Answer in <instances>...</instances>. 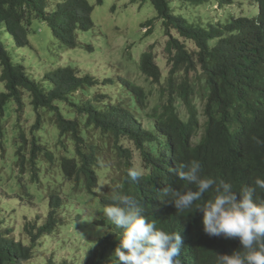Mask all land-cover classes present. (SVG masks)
I'll return each mask as SVG.
<instances>
[{
  "label": "trees",
  "instance_id": "obj_1",
  "mask_svg": "<svg viewBox=\"0 0 264 264\" xmlns=\"http://www.w3.org/2000/svg\"><path fill=\"white\" fill-rule=\"evenodd\" d=\"M132 1L152 3L157 15L149 26L160 21L167 37L168 70L154 49L128 65L145 76L143 82L121 72L101 78L73 65L47 70L44 81L36 78L19 56L24 47H33L29 37L38 31L35 22L51 29L57 51L77 48L79 32L95 27V5L0 0V152L5 158L13 110L18 172L8 189L13 194L19 187L8 202L30 197L47 202L45 212L25 223L26 237L4 228L1 216L10 206L0 204V264H34L51 240L55 250L75 255L60 258L52 252L41 264H81L83 259V264H109L120 230H112L102 209L113 203V192L135 196L157 227L180 230L183 264H216L217 253L241 247L239 239L207 235L198 210L180 214L163 203L169 199L163 190L193 188L170 171L193 160L200 162L203 175L232 184L234 191L264 179V146L253 140L264 141V0ZM213 1L224 7L216 11L219 17L210 12ZM5 34L19 48L16 58L2 39ZM27 96L36 113L30 127ZM46 118L56 127L54 144L46 135ZM129 167L140 169L142 177L130 180ZM255 196L264 198V191L257 189ZM87 204L94 210L87 211Z\"/></svg>",
  "mask_w": 264,
  "mask_h": 264
},
{
  "label": "rangeland",
  "instance_id": "obj_2",
  "mask_svg": "<svg viewBox=\"0 0 264 264\" xmlns=\"http://www.w3.org/2000/svg\"><path fill=\"white\" fill-rule=\"evenodd\" d=\"M89 1L95 5L92 14L95 27L89 31L79 32V46L77 48L60 49L57 51V47L53 43L54 39L51 29L45 23L40 21L35 22L38 31L32 33L29 37L33 43V47L31 45L24 47V53L19 54V56L24 59L25 64L31 66L36 78L44 81L43 77L47 70H54L57 67L65 65H73L81 68V70H85L84 72H95L101 78L103 76L109 77L114 72L116 74L121 72L122 74H127L132 78L138 79L139 82H143L145 76H141L137 69H129L128 65L133 64L135 66L142 54L151 49H154L159 55V63L163 70L166 71L170 68L167 51L165 50L167 37L163 34L161 22L155 20L154 28H152L153 26H149V21L155 19L157 15L150 1H145L144 3H136L132 0ZM192 8L195 7L192 6ZM211 11L214 16L219 17L216 11L224 12V7L213 1ZM147 30H153V32L147 33ZM2 39L12 52L14 58H16L19 48H17L14 41L7 34L2 36ZM3 89L4 85L0 81V92ZM27 102V112L31 116L29 122L26 123L30 127L36 121V113L29 103L28 96ZM11 112L7 118L8 130L5 137L7 146L6 157L4 158L0 152V193L2 194L0 204H8L10 207L4 211L1 217L5 220L4 228H12L16 237H26L23 232L25 223L29 219H34L37 215L45 212V204L47 202L35 201L34 197L22 199L21 201H17L19 203L12 205L8 202L14 195L19 193V187L17 186H15V192L13 194L8 189V184L17 181L15 171L18 172L15 166L17 158L14 145L16 114L13 112L11 114ZM44 122L48 129L46 135L50 143H56L58 139L56 141L54 139L56 133L54 123L48 118ZM136 162L139 164L142 162V158L137 156ZM27 176L28 178L25 177V181L30 180L28 174ZM107 179L108 177L104 178L105 183H108ZM1 183H3L2 186ZM35 194L38 195V192ZM84 198L83 200H86L87 197ZM87 205V211L94 210L90 204ZM51 241L41 253H38V257L32 259L34 264H41L43 257L48 258L52 252H57L60 258L66 257L68 254H74L68 249L55 250L57 243L53 240ZM68 244L69 246L73 245L71 242ZM76 252L80 254L79 251ZM83 252H85L84 249ZM83 257V255H79V259ZM83 263L84 259L81 260V264Z\"/></svg>",
  "mask_w": 264,
  "mask_h": 264
},
{
  "label": "clouds",
  "instance_id": "obj_3",
  "mask_svg": "<svg viewBox=\"0 0 264 264\" xmlns=\"http://www.w3.org/2000/svg\"><path fill=\"white\" fill-rule=\"evenodd\" d=\"M253 140L264 146V141L256 137ZM170 171L194 187L184 191L166 187L163 195L169 199L162 202L174 205L180 214L201 212L203 231L207 235L240 241L241 247L230 254L217 253L216 264H264V198H254L257 189L264 191V179L257 178L255 187L234 191L232 184L203 175L202 166L196 160L179 164ZM142 175L136 167L127 169V177L132 181ZM204 194H210V198L203 199ZM111 200L113 203L104 206L102 212L108 223L115 226L112 230H120V242L109 264H183L185 252L180 230L172 233L157 227L155 220L143 214L135 196L113 192ZM153 211L151 208V219L156 216Z\"/></svg>",
  "mask_w": 264,
  "mask_h": 264
}]
</instances>
